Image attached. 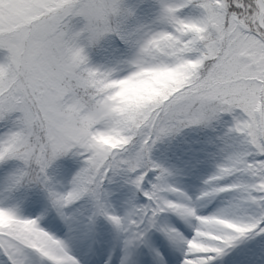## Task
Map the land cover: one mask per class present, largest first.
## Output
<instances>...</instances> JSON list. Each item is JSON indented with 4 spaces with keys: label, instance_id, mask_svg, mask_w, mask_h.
Returning a JSON list of instances; mask_svg holds the SVG:
<instances>
[{
    "label": "snow or ice",
    "instance_id": "snow-or-ice-1",
    "mask_svg": "<svg viewBox=\"0 0 264 264\" xmlns=\"http://www.w3.org/2000/svg\"><path fill=\"white\" fill-rule=\"evenodd\" d=\"M0 264H264V0H0Z\"/></svg>",
    "mask_w": 264,
    "mask_h": 264
}]
</instances>
